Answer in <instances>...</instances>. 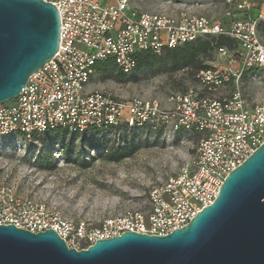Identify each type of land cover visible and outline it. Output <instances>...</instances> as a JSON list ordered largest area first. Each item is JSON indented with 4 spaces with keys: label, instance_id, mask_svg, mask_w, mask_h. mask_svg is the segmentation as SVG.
Masks as SVG:
<instances>
[{
    "label": "built area",
    "instance_id": "2783aa9c",
    "mask_svg": "<svg viewBox=\"0 0 264 264\" xmlns=\"http://www.w3.org/2000/svg\"><path fill=\"white\" fill-rule=\"evenodd\" d=\"M44 1L60 14L59 50L17 98L0 103V139L60 127L75 133L151 127L198 135L197 152L190 167L151 188L147 205L94 227L62 216L0 176V224L32 232L53 229L77 249L125 231L166 235L189 224L214 202L230 172L264 142V103L249 106L242 88L247 73L264 70V0H222L220 20L186 5L178 12L155 13L136 8L132 0ZM220 35L232 44L216 46V61L195 74L200 89L190 85L163 100L88 90L100 61L112 59L130 74L142 52L161 54Z\"/></svg>",
    "mask_w": 264,
    "mask_h": 264
},
{
    "label": "rangeland",
    "instance_id": "374dc122",
    "mask_svg": "<svg viewBox=\"0 0 264 264\" xmlns=\"http://www.w3.org/2000/svg\"><path fill=\"white\" fill-rule=\"evenodd\" d=\"M132 4L155 13L178 12L186 5L194 13L216 20L222 18L225 8L222 0H132ZM261 36L264 40V28ZM169 52L166 49L159 54L158 64L137 67L130 74L118 68H110L106 74L96 71L88 90L109 91L122 98L163 100L190 85L200 89L195 74L203 63L211 65L217 58L205 50L196 53V63L174 68ZM242 88L249 106L264 103V70L247 73ZM125 140H135L138 149L126 158L110 160L109 154ZM198 141L195 134L151 127L76 134L64 130L58 139L45 132L29 138L19 135L0 139V176H6L22 194L36 197L62 216L94 227L108 217L147 205L153 186L191 166Z\"/></svg>",
    "mask_w": 264,
    "mask_h": 264
},
{
    "label": "water",
    "instance_id": "95a60500",
    "mask_svg": "<svg viewBox=\"0 0 264 264\" xmlns=\"http://www.w3.org/2000/svg\"><path fill=\"white\" fill-rule=\"evenodd\" d=\"M60 14L44 0H0V103L19 96L59 50ZM0 264H264V142L214 202L166 235L125 231L87 248L57 231L0 224Z\"/></svg>",
    "mask_w": 264,
    "mask_h": 264
},
{
    "label": "trees",
    "instance_id": "16d2710c",
    "mask_svg": "<svg viewBox=\"0 0 264 264\" xmlns=\"http://www.w3.org/2000/svg\"><path fill=\"white\" fill-rule=\"evenodd\" d=\"M261 30L264 28V22L260 25ZM228 45L232 44V40L225 36H215L210 39H199L194 42H187L177 48L168 49L169 57L171 58L172 63L174 64V68H178L179 66H188L196 63V53L204 52L205 50L215 54V47L218 45ZM159 54H155L150 51H145L139 54L138 56V68H149L158 64ZM136 67V68H137ZM209 65L203 63L202 67L199 69L208 68ZM110 68H117L114 60L108 59L105 61H100L95 65V70L100 73H108ZM198 70V71H199ZM124 74V73H123ZM115 127H110L106 129H111ZM66 129L64 128H56L54 130L46 131V135L50 136L51 138L58 139L59 135ZM88 130H101L90 128ZM68 131V130H66ZM87 131V130H86ZM73 134H76L73 132ZM138 149V145L135 140H125L121 146H119L115 151L109 154L110 160L117 161L123 158H126L133 154Z\"/></svg>",
    "mask_w": 264,
    "mask_h": 264
}]
</instances>
